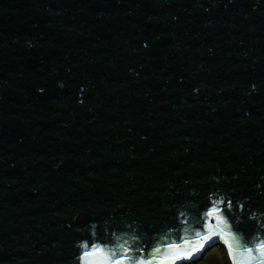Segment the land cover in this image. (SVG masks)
I'll use <instances>...</instances> for the list:
<instances>
[{
  "label": "water",
  "instance_id": "water-1",
  "mask_svg": "<svg viewBox=\"0 0 264 264\" xmlns=\"http://www.w3.org/2000/svg\"><path fill=\"white\" fill-rule=\"evenodd\" d=\"M262 242L264 0H0V264Z\"/></svg>",
  "mask_w": 264,
  "mask_h": 264
},
{
  "label": "snow or ice",
  "instance_id": "snow-or-ice-1",
  "mask_svg": "<svg viewBox=\"0 0 264 264\" xmlns=\"http://www.w3.org/2000/svg\"><path fill=\"white\" fill-rule=\"evenodd\" d=\"M223 204L224 201H221ZM233 204L232 201L229 200L225 208H218V207H212L211 211L208 212V216L212 217L216 221V227L219 228V234L227 235V233L224 232V228H220V225H224V227H227V219L225 216L221 215L222 212L227 210L230 212L232 210ZM209 227H213L211 223L209 224ZM215 234V233H214ZM209 236L204 235L200 236L197 234V240H208ZM190 241L185 240L183 244H169L168 248L173 250L175 255H172L171 257H166V259L170 258L172 260L179 259L182 254V249L185 244H189ZM87 247V245H85ZM123 247V246H121ZM229 247L231 245L229 244ZM143 251V250H141ZM157 252H159V249H156ZM257 252L260 253V259L259 264H264V242L260 243L256 249ZM130 249L124 248L123 252L119 255L115 251L106 252L101 247H92L89 251L84 252V258H85V264H129L130 260L132 259L129 256ZM247 255L250 258V260L253 258V249L249 247L247 249ZM90 258H98V259H90ZM153 259H144L143 257L136 259L135 264H153ZM160 264H164V261L161 260Z\"/></svg>",
  "mask_w": 264,
  "mask_h": 264
},
{
  "label": "rangeland",
  "instance_id": "rangeland-1",
  "mask_svg": "<svg viewBox=\"0 0 264 264\" xmlns=\"http://www.w3.org/2000/svg\"><path fill=\"white\" fill-rule=\"evenodd\" d=\"M192 264H230L224 248L213 247L203 256L202 260Z\"/></svg>",
  "mask_w": 264,
  "mask_h": 264
}]
</instances>
